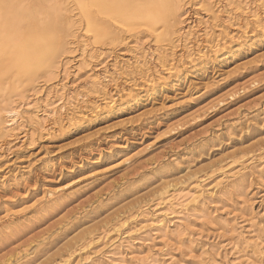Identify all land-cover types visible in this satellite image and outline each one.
<instances>
[{
  "label": "rangeland",
  "instance_id": "rangeland-1",
  "mask_svg": "<svg viewBox=\"0 0 264 264\" xmlns=\"http://www.w3.org/2000/svg\"><path fill=\"white\" fill-rule=\"evenodd\" d=\"M212 1L222 10L182 0L198 30L168 63L163 23L89 25L65 0L76 26L56 77L0 79V104L25 92L33 111L64 64L77 98L0 150V264H264V14ZM82 40L93 63L105 56L102 90L73 77ZM164 194L188 203L146 221Z\"/></svg>",
  "mask_w": 264,
  "mask_h": 264
},
{
  "label": "bare ground",
  "instance_id": "bare-ground-1",
  "mask_svg": "<svg viewBox=\"0 0 264 264\" xmlns=\"http://www.w3.org/2000/svg\"><path fill=\"white\" fill-rule=\"evenodd\" d=\"M73 1L76 4V9H78L81 14L86 16L89 25H95L99 22H103V25L106 26L107 23L111 22H127L124 20V18L130 19L129 21L145 20L149 24L163 23L166 30V35L168 37L167 45L169 46H163L164 48L163 50H159L158 56L160 55V58L168 63L173 60V55L176 48L178 47L179 42H185L189 40L191 38V35L194 36L192 33H195L193 31V27L195 26L188 25V23L186 25V21L184 19H181L182 16H184V11L182 9V0ZM204 1L207 3L206 5H209L208 9L213 10V8H216L219 9V11L222 10L220 9V6H222L223 3H220V1ZM226 1L228 5H233L236 10H239V12L243 13V15L245 14V16L252 15L256 19H259V13L263 12L264 14V0ZM69 4V2L65 3V0H0V79L13 76L17 79L22 77L28 79L35 71L45 65L49 67V72L52 76L59 72V69L61 68L58 60L60 54L67 51L68 44L72 43V41L69 40V37L73 36L75 33L74 28L76 26V20L73 17L75 16V14L68 13L70 10L73 11V9L70 8L71 5ZM252 4H254V6ZM198 14L199 13L197 11V15ZM210 14L211 13H209L208 15ZM212 17L214 18V16ZM82 41L83 47L81 55L77 59L79 65L76 66L75 70H73V77L77 79L81 77L83 73H86L87 82L85 83H91L95 89L102 90L103 87L101 85L104 83H102V81L98 78V74L95 75L94 69L106 62L103 61V59H105V56H102V61L98 59L93 63L92 59L94 58L95 53L93 54L88 51V49L86 48L88 47V43L86 42V40ZM188 44L189 41L185 42L186 48ZM139 46L140 45H135V47L137 48H139ZM137 54L138 52L135 55L133 54L134 58H136L135 62L141 63L140 67L142 70H149V62L146 60L147 54L141 53V58L140 56L137 57ZM120 60H122V58H120ZM131 60L129 59L124 63H122L121 61L120 62L122 64L129 65V61ZM120 66L122 67V65ZM63 68L64 70L61 78H59V81H57L54 89L48 92L45 91L46 93L44 94L45 96L42 100V105L36 106V108L32 106L35 108V110L29 111L31 106V99L25 92H22L17 100L10 99L7 102H1L0 150L3 148V145L5 146V144H9L12 141H23L24 137H26L27 134L29 135V133L31 134V132L34 133L33 130L35 129L45 128V125L47 126L46 122L48 120L45 116L53 117L52 119H54L55 116L62 114V112L67 110L68 107H76V94L72 95L71 90L73 89V87L72 89L69 87L70 82L68 79L71 72L68 69H70V67H64V64H62V69ZM71 84L73 85V83ZM76 85L78 86V84ZM26 125H30L32 129L31 132L28 133V131L22 130V128L28 127ZM197 191L202 192V190L200 189H198ZM164 196V198H162V201L158 204L166 208L157 207L158 209H155L152 216L150 215V217H148L146 221L158 224L159 226H165L168 219L170 221L172 220L173 214L175 213V211L177 212L176 209L178 208V206L184 207L188 203L187 200L189 199L185 198L184 196L179 198L176 196H171L169 194H164ZM152 226L154 227V225ZM65 261L66 260H64L63 262ZM146 262H151L149 257L147 258Z\"/></svg>",
  "mask_w": 264,
  "mask_h": 264
}]
</instances>
